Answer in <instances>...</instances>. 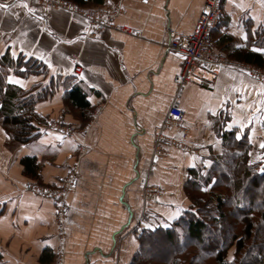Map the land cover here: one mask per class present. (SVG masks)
<instances>
[{
    "label": "crops",
    "instance_id": "obj_1",
    "mask_svg": "<svg viewBox=\"0 0 264 264\" xmlns=\"http://www.w3.org/2000/svg\"><path fill=\"white\" fill-rule=\"evenodd\" d=\"M4 3L10 7L0 9V66L8 54L14 61L21 56L23 63L40 64L44 72L28 73L21 64L9 68L6 78L26 97L39 99L35 140L14 143L0 120L2 264L55 263L54 203L27 190L30 184L57 187L77 170L66 219L65 264H131L142 230L168 228L190 209L188 172L203 161L210 166V155L221 153L216 128L225 116V129L248 134L251 160L264 161V85L237 68L220 69L215 79L186 86L180 107L193 150L165 145L156 156V135L183 63L181 55L168 50L169 30L190 34L205 0H105L102 8H122L114 24L139 34L108 29L96 37L87 35L86 19L71 11L35 0H0ZM212 47L242 63L236 56L244 51L264 57L254 50L264 47V0H223ZM78 83L88 92L85 112L67 101ZM63 128L83 129V136H69ZM172 133L168 128L166 134ZM25 157L37 159L36 178L25 174ZM146 185L165 189L163 205L145 208Z\"/></svg>",
    "mask_w": 264,
    "mask_h": 264
},
{
    "label": "trees",
    "instance_id": "obj_2",
    "mask_svg": "<svg viewBox=\"0 0 264 264\" xmlns=\"http://www.w3.org/2000/svg\"><path fill=\"white\" fill-rule=\"evenodd\" d=\"M80 8L102 7L105 0H65ZM237 59L264 68V57L251 51ZM26 66L28 73L44 72L42 65L23 57L14 61L7 54L0 66V120L11 141L27 144L37 138L34 107L39 98L26 97L24 91L7 83L9 68ZM50 88V87H49ZM49 88H46L47 90ZM88 92L82 83L74 85L67 101L85 112L90 108ZM225 116L216 132L221 153L211 154V165H200L188 172L186 196L191 208L168 228L144 229L131 264H264V161L251 160L248 134L225 129ZM264 153V151H262ZM27 176H38L35 157L22 159ZM171 249L165 256L152 255L159 246ZM234 249V259L229 252ZM0 264H2L0 257Z\"/></svg>",
    "mask_w": 264,
    "mask_h": 264
},
{
    "label": "built area",
    "instance_id": "obj_3",
    "mask_svg": "<svg viewBox=\"0 0 264 264\" xmlns=\"http://www.w3.org/2000/svg\"><path fill=\"white\" fill-rule=\"evenodd\" d=\"M48 8H61L83 16L87 21L86 32L90 37H96L108 29L138 35L130 28L116 26L114 19L122 12L118 6L104 7L97 10L85 11L83 8L65 0H35ZM223 0H205L201 15L188 35H182L174 30H169L168 50L179 53L183 57L181 70L175 77L177 92L168 111L167 119L156 135V156L163 152L165 145L176 147L183 152H191L190 131L183 125L185 114L180 107V100L188 84L202 85L205 81L213 80L216 71L223 68L243 69L264 85V68L242 63L219 54L212 47V32L219 25ZM186 58V59H185ZM78 62V58L74 57ZM77 68V67H76ZM172 129L171 135L166 134L167 129ZM69 136L81 137L83 131L73 128H63ZM153 167L156 163L152 164ZM77 170L73 169L63 178L57 187H46L30 184L27 190L49 198L54 203V220L57 224V237L59 245L54 264H65L66 254V219L69 206V197L76 191ZM165 189L160 185H146L143 190V201L146 209L155 208L164 204Z\"/></svg>",
    "mask_w": 264,
    "mask_h": 264
},
{
    "label": "rangeland",
    "instance_id": "obj_4",
    "mask_svg": "<svg viewBox=\"0 0 264 264\" xmlns=\"http://www.w3.org/2000/svg\"><path fill=\"white\" fill-rule=\"evenodd\" d=\"M43 5V4H42ZM46 7V6H45ZM102 7H90V8H83L85 11H88V10H97V9H101ZM79 131H82L83 129H77ZM40 185V184H38ZM40 186H44V185H40ZM46 187H49V186H46ZM188 198V197H187ZM188 201L190 203V208H191V201L190 199L188 198ZM160 248H156L155 251L152 252V255H156V256H165L167 255L168 253V250L171 249V247L168 245V244H165L164 246H159ZM234 252L235 250L234 249H231L230 252H229V256H228V259L231 261L234 259Z\"/></svg>",
    "mask_w": 264,
    "mask_h": 264
},
{
    "label": "snow or ice",
    "instance_id": "obj_5",
    "mask_svg": "<svg viewBox=\"0 0 264 264\" xmlns=\"http://www.w3.org/2000/svg\"><path fill=\"white\" fill-rule=\"evenodd\" d=\"M22 6L25 7V8L28 7L27 4H23ZM9 7H10L9 4H6V3H4V4H0V9H8ZM29 11H31L30 8H29ZM244 39L247 40V35L244 36ZM254 50L257 51V52H259V53H261V54H264V47H256V48H254ZM11 55H12L13 57H16L17 54H16L15 51H12V52H11ZM28 55L31 56L32 54H31V53H28ZM177 55H180V54L177 53ZM41 59H43V57H41ZM185 59H186V58H185ZM48 66H49V67H52L51 64H49ZM9 82H10V83H19L18 80H14V79H12L11 77H9ZM260 147H261V148H264V144H261ZM261 171H264V169H261Z\"/></svg>",
    "mask_w": 264,
    "mask_h": 264
}]
</instances>
